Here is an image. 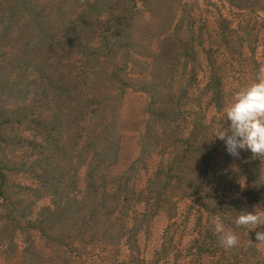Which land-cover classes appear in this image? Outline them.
I'll list each match as a JSON object with an SVG mask.
<instances>
[{
	"label": "trees",
	"instance_id": "obj_1",
	"mask_svg": "<svg viewBox=\"0 0 264 264\" xmlns=\"http://www.w3.org/2000/svg\"><path fill=\"white\" fill-rule=\"evenodd\" d=\"M153 1L0 0V249L6 253L21 237L29 264H50L53 259L45 250L53 258L70 261L73 251L80 254L77 242L85 250L104 243V251L125 241L135 254L138 233L153 220L158 207L173 202L178 193L196 196L201 180L212 176L236 185L246 198L247 202H234L239 206L234 216L264 199V157L242 151L239 158L227 156L226 161H239V172L224 167L214 139L219 131L215 123L198 112L192 123L186 121L188 116L182 117L185 106L194 102L198 46L211 72L203 89L207 104L218 112L226 104L217 58L204 46V31L182 26L181 21L163 26L151 59L134 58L139 44L133 16L137 4L149 7ZM228 4L239 12L264 11V0H228ZM215 26L212 36L219 47L232 58L242 57L240 47L250 41L249 31L243 33L241 28L244 24L235 26L234 20L219 15ZM135 64L151 70L142 75L140 84L127 73ZM175 74L180 75L177 81ZM141 86L150 95L152 108L140 141L141 156L123 174L109 176L120 152V101L128 89ZM158 148L170 157L169 165L151 180L144 198L130 182L138 162ZM18 174L30 177L32 186L17 184L13 176ZM44 195L51 198V205L34 215L36 201ZM130 203L146 205L143 212L129 217V227L128 221L118 223L117 217ZM204 205L212 211L208 203ZM219 217L224 222L227 218L225 227L194 239L199 251L189 248L188 264L227 260L220 237L236 223L225 214ZM169 257L164 246L151 263ZM181 258L177 255L174 261ZM231 260L241 264L240 254Z\"/></svg>",
	"mask_w": 264,
	"mask_h": 264
},
{
	"label": "rangeland",
	"instance_id": "obj_2",
	"mask_svg": "<svg viewBox=\"0 0 264 264\" xmlns=\"http://www.w3.org/2000/svg\"><path fill=\"white\" fill-rule=\"evenodd\" d=\"M137 6V13L133 16V26H135L137 43L139 44L134 58H138V60L151 59L149 56L157 47L163 26H177V22L181 21L180 25L183 24L182 26L194 25L196 30L201 29L204 31V46L211 48L213 57L217 58L218 75L223 83L224 102L226 104L224 109L219 112L214 106L207 104L209 97L203 92V89L206 88V85L211 80V72L203 57L205 52H202L201 47L198 46L199 62L196 65L198 77L194 90L191 91L194 102H190L189 106H185L182 111V117L186 118L188 116L186 121L192 123L195 120L193 113L198 112L200 115H204L208 123H215L217 129L220 130L223 127L224 120L226 121L227 105L235 93L255 82L258 73L264 74V11L239 12L230 7L228 0H155L149 7L142 4H137ZM165 11L167 12L166 15H164ZM219 15L234 20L235 26L239 22L243 23L244 26L241 27L245 31L243 33L249 31L248 40L250 41L245 43L246 47H240V51L243 53L242 57L232 58L228 51L219 47V44L214 41L216 38L212 35L214 30L217 29L215 23ZM165 20L167 21L165 22ZM256 21V26H252ZM208 35H211V38H208ZM148 72L149 70L146 71V68L141 64H135L133 67L131 65V69L128 68L127 73L130 77L137 80L136 84H140L142 75ZM178 77L180 75L175 74V81H177ZM178 86V82H174V88L177 89ZM201 98L203 101L199 105L196 101ZM150 102V95L142 90V86L140 89H128L127 93L122 97L118 111V134L121 137L120 152L117 162L108 170L109 176L116 177L123 174L133 162H137L140 158L142 133L146 129V123L152 111ZM215 141L221 154L219 157L223 159L221 160L222 166L230 165L232 169L239 172L242 164L239 161L231 163L229 160L226 162L227 156L230 155L225 151L224 142L219 139ZM232 160H235V158L233 157ZM169 161L170 157L168 154H164L162 149H152L144 160L138 162L137 170L133 173L130 182L132 188L143 194L145 198L151 180H154L160 171L166 170ZM262 171L264 176V168ZM13 180L23 186H32L33 184L30 177L22 174L14 175ZM201 181L202 185H200L196 196H187L191 193L186 196L178 193L175 195L173 202H168L163 207L156 205L159 209L157 214L143 228V231L138 233V245L135 254L129 250L125 241L119 246H112L104 251L102 249L105 247L104 243L99 245V242H96L93 245L95 246L93 249L88 247L85 250L77 242L75 246H77L80 254H76L73 251L74 256L71 257L70 261L66 262L62 258H56V256L53 258L50 251L44 249L46 254L53 259L50 264H144L143 262L152 264L151 262L156 257V252L164 246L169 249L170 257L168 260L159 258L158 264H188L187 258H190L189 248L192 251H199L193 244L194 239L202 238L207 230L216 232V217L225 214L227 217L232 218V220L230 219L231 221L236 220L237 216L233 215V211L239 206L235 205L234 202L237 200L247 202L236 185L232 186L220 182L213 176L208 180ZM241 183L244 184V181L242 180ZM79 185L83 187V181H80ZM172 186L175 188L176 183ZM177 189L175 188V190ZM219 201L224 202L227 208L225 206L222 207ZM205 203L212 207V211L206 209ZM50 205V197L45 195L40 197L34 206V215ZM144 205L146 203H142L139 206L130 203L129 207L125 208L124 213L117 217L120 218L118 223H127L128 221V226H132V217H129L136 212H143L145 209ZM214 207L216 213L213 212ZM256 208L264 209V199L252 202L246 206V209L243 207L244 211L247 212H253ZM224 219L227 222V218L224 217ZM225 222L220 219V229L225 227ZM252 226L255 230L251 232L243 226L236 225L235 229L229 226L231 230L227 232L235 234L238 241L234 247H224L228 255L225 256L227 260L223 261L222 264H232L233 260L231 259L237 253L240 254L241 264H247L248 262H250L249 264H264V242H258L256 239V232L264 231V221L259 225ZM16 243V247L9 253L0 249V264H29L28 258L24 256L23 252V239L19 237ZM42 246L45 245L42 244ZM180 254L182 258L174 261V258ZM232 254L234 255L232 256ZM202 264H207V261H203Z\"/></svg>",
	"mask_w": 264,
	"mask_h": 264
},
{
	"label": "clouds",
	"instance_id": "obj_3",
	"mask_svg": "<svg viewBox=\"0 0 264 264\" xmlns=\"http://www.w3.org/2000/svg\"><path fill=\"white\" fill-rule=\"evenodd\" d=\"M226 121L214 139L224 142L228 155L239 158L242 151H249L253 158L264 157V74L258 73L255 82L235 93L227 105ZM240 213L235 220L237 226L259 225L264 221V209ZM216 223L220 231L219 217ZM256 239L264 242V231H257ZM237 241L232 232H222L220 242L225 248L234 247Z\"/></svg>",
	"mask_w": 264,
	"mask_h": 264
}]
</instances>
